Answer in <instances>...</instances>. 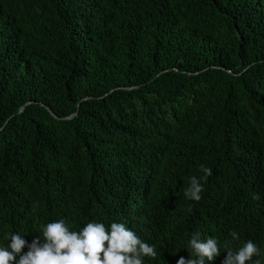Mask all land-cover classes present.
Wrapping results in <instances>:
<instances>
[{"label":"trees","instance_id":"trees-1","mask_svg":"<svg viewBox=\"0 0 264 264\" xmlns=\"http://www.w3.org/2000/svg\"><path fill=\"white\" fill-rule=\"evenodd\" d=\"M60 219L264 264V0H0V245Z\"/></svg>","mask_w":264,"mask_h":264},{"label":"clouds","instance_id":"clouds-1","mask_svg":"<svg viewBox=\"0 0 264 264\" xmlns=\"http://www.w3.org/2000/svg\"><path fill=\"white\" fill-rule=\"evenodd\" d=\"M202 176L189 178L184 195L192 201H200L202 180L212 175V169L201 165ZM253 199H259L254 196ZM236 241L239 234L229 233ZM6 245H0V264H145V257L155 259L156 247L143 241L136 232L116 221L105 225L91 221L79 231L70 230L65 220L48 222L41 227L24 255H19L27 241L19 233H8ZM192 258L181 257L176 264H212L220 256V242L213 237L201 239L195 233L188 240ZM226 255L220 264H259L253 257L259 253L258 246L247 241L236 250L224 244ZM19 256V259H17Z\"/></svg>","mask_w":264,"mask_h":264},{"label":"water","instance_id":"water-1","mask_svg":"<svg viewBox=\"0 0 264 264\" xmlns=\"http://www.w3.org/2000/svg\"><path fill=\"white\" fill-rule=\"evenodd\" d=\"M23 109H24V107H22L21 109H20V112H22L23 111ZM48 112H49V114L52 116V117H54L55 119H57V117H56V115L52 112V111H50V109H46ZM76 114H73V115H71L70 117H67V118H63L62 120H70V119H72L74 116H75ZM6 124V123H5ZM5 127V125L3 126V128ZM2 128V129H3ZM1 129V130H2Z\"/></svg>","mask_w":264,"mask_h":264}]
</instances>
